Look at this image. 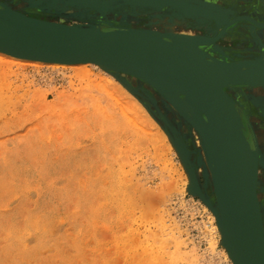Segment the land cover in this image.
Listing matches in <instances>:
<instances>
[{
    "label": "rangeland",
    "instance_id": "obj_1",
    "mask_svg": "<svg viewBox=\"0 0 264 264\" xmlns=\"http://www.w3.org/2000/svg\"><path fill=\"white\" fill-rule=\"evenodd\" d=\"M176 6L0 0V10L84 30L123 27L169 35L172 26L202 33L192 14L174 13ZM82 63L87 64L0 60V264H234L203 175L200 125L154 82ZM221 91L256 146L264 226V128L256 140L248 126L264 116V99L256 100L264 92L243 85ZM171 97L185 99L181 93Z\"/></svg>",
    "mask_w": 264,
    "mask_h": 264
},
{
    "label": "water",
    "instance_id": "obj_2",
    "mask_svg": "<svg viewBox=\"0 0 264 264\" xmlns=\"http://www.w3.org/2000/svg\"><path fill=\"white\" fill-rule=\"evenodd\" d=\"M146 1L157 6L175 4L177 6L174 13H178L181 6L190 4L216 12L222 9L205 5L199 0ZM0 11V16L10 22L8 27H0V52L8 56L46 63L102 64L106 66L104 68L154 82L156 87L167 94L175 106L183 111L184 101L171 97V95L178 96L179 92L162 81L163 74L172 77L181 88L180 92L184 94V100L189 101L192 106V116L187 114L186 116L194 124L200 125L204 151L213 171L215 194L228 215L236 223L251 231L252 249L246 264H264L263 226L256 193L259 161L256 146L254 142L250 144L247 140L242 131V124L230 103V97L221 91V88L236 85L264 87V84L256 82L258 78L264 77V59L236 62L217 60L197 48V44H204L207 39L197 35L185 36L191 41L193 55L199 62L196 64L176 54L177 36L174 34L161 35L155 31L123 27L106 31L84 30L33 19L7 8H2ZM15 19L23 24L17 25ZM251 22L255 24L253 20ZM248 27L250 31L254 28L252 24ZM206 62L213 64L216 71L208 70L205 67ZM202 119L204 122L201 123ZM209 129L212 138L218 143V151L211 142ZM239 135L244 138L255 163V169L248 177L245 201L241 206L233 199L231 185L234 148ZM186 167L193 191L200 195L194 167L188 163ZM221 215L224 219V214ZM229 255L235 264V258L230 252Z\"/></svg>",
    "mask_w": 264,
    "mask_h": 264
},
{
    "label": "bare ground",
    "instance_id": "obj_3",
    "mask_svg": "<svg viewBox=\"0 0 264 264\" xmlns=\"http://www.w3.org/2000/svg\"><path fill=\"white\" fill-rule=\"evenodd\" d=\"M29 2H30V0H29ZM155 14H157V13H154V15ZM8 24H10V22L6 18L0 16V27H2V28L8 27ZM170 25H172V24H170ZM171 27H168V31L167 32H170V33H172V34L177 36L175 38V42H176V45H177V50L175 51L176 54L179 55L180 57H182L185 60L192 61V62L198 64L199 62L197 61L196 57L193 55V52H192L191 41L186 38L187 36H195V35H189V34H187L185 32H181V30L180 31H175ZM174 27H176L175 24H174ZM163 28H165V27H163ZM0 60H2L4 62H7V63H12V64H14V63H23V64L24 63H32L33 65L44 64V62L37 61V60H27V59H22V58L8 56V55H6V54H4L2 52H0ZM29 61H31V62H29ZM53 64L54 65L55 64L56 65H64V66L65 65H67V66L68 65H71V66L72 65L73 66L77 65V63H75V64L52 63V65ZM81 64L84 66L87 63H81ZM81 64H78V65L81 66ZM97 65L99 67H101V68L106 67L105 65H102V64H97ZM83 66L80 68V70L82 72L84 71V69H83L84 67ZM205 67L208 70H210L211 72H215L216 71L215 66L213 64H211V63L206 62L205 63ZM151 71L155 72V70H151ZM162 81L164 83H166L167 85H170L177 93L178 92L181 93L180 92L181 88L177 86L176 81L172 77H170L169 75L163 74L162 75ZM256 82L258 84H261V85L264 84V77L258 78V80H256ZM171 91L172 90H170L169 93H171ZM121 92H124V91L121 90ZM183 101H184V103H183L184 106L183 107H184L186 113H188L190 116H192V106H191V104L187 100H183ZM150 121H151V119H150ZM254 128H255V126H254ZM208 133H209V137L211 138V142H212L213 146L215 147L216 151H218V143H217V141L214 138H212V132H211L210 129L208 130ZM176 138H177V142H178V131H177V133H175V139ZM197 148H200V153H201V158L200 159L202 160V163H203V166H204L203 175H204V177L206 176L207 180L210 183L209 186H211V190H212V193L214 195L215 202L217 204V206H216L217 210H216V214L215 215H216V218H217V221H218V225H219V229H220V232H221V238L223 240V244L229 250V252L233 256V258H235V264H246L247 258H248L249 254L251 252V249H252V234H251V231L249 229L245 228V227H242L238 223H236L228 215L226 210L222 207V204L220 203L217 195L214 192L213 171H212L211 164H210V162H209V160H208V158L206 156V153L203 150V148L202 147H197ZM254 169H255L254 160H253V158H252V156H251V154H250V152H249V150H248V148L246 146L244 138L241 135H239L237 140H236V143H235L234 160H233V167H232V171H231L232 195H233L234 201L239 206H241L244 203V201H245V193H246V188H247V183H248V177H249L250 172H252ZM221 213L224 214V217H225L224 219H222Z\"/></svg>",
    "mask_w": 264,
    "mask_h": 264
},
{
    "label": "crops",
    "instance_id": "obj_4",
    "mask_svg": "<svg viewBox=\"0 0 264 264\" xmlns=\"http://www.w3.org/2000/svg\"><path fill=\"white\" fill-rule=\"evenodd\" d=\"M199 1L205 5H212L214 8L215 6L222 8L216 12L215 10L210 11L190 4L189 6H181L178 9L180 14H192L191 21L203 28L202 33L197 35L207 39L206 43L197 44V48L202 53L217 60L229 59L235 57L234 55L238 53H247L253 56L236 57L237 61L264 59V0H248L244 4H229L224 0L222 4H218L215 0V2L210 0ZM251 24L254 28L250 31L248 26ZM225 25L227 26L225 27ZM250 32L252 35H250ZM236 40L242 45L237 43L234 47H224L225 42L229 44ZM262 90L264 92V87H262ZM260 97L261 100L264 99V94L256 95V100L260 101ZM263 119L264 116H261V120L255 122L259 130L264 128ZM262 136L264 137V135Z\"/></svg>",
    "mask_w": 264,
    "mask_h": 264
},
{
    "label": "flooded vegetation",
    "instance_id": "obj_5",
    "mask_svg": "<svg viewBox=\"0 0 264 264\" xmlns=\"http://www.w3.org/2000/svg\"><path fill=\"white\" fill-rule=\"evenodd\" d=\"M225 1H227V0H225ZM228 2V1H227ZM235 43H239L240 44V42L238 41V42H236L235 41ZM235 57H232V58H236V57H242V58H246V57H252L253 55L252 54H247V53H238V54H236V55H234ZM248 124H250V123H248ZM249 126V128H250V131L249 132H252V134H254V136H255V139L256 140H259V138H260V133H258V131H260L257 127H256V125L255 124H250V125H248ZM253 126H255V129L257 130V132L255 133V131H254V128H253ZM249 128H247V129H249ZM251 129H252V131H251ZM247 130H245L244 132H246ZM248 132V131H247ZM259 210H260V208H259ZM264 215V214H263ZM264 225V224H263ZM264 227V226H263ZM263 235H264V232H263Z\"/></svg>",
    "mask_w": 264,
    "mask_h": 264
}]
</instances>
